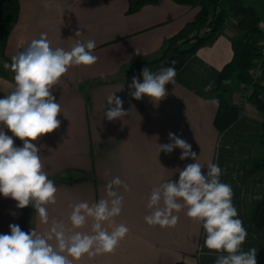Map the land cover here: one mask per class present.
<instances>
[{"label":"crops","instance_id":"obj_1","mask_svg":"<svg viewBox=\"0 0 264 264\" xmlns=\"http://www.w3.org/2000/svg\"><path fill=\"white\" fill-rule=\"evenodd\" d=\"M19 1V20L0 49V98L15 87L14 73L4 69L3 63H11L12 56L41 33L47 34L53 48L65 50H70L76 39L96 42L93 54L97 62L71 67L53 89L61 105L60 127L33 141L41 149L48 178L58 189L56 204L47 206L50 220L68 224L70 205L98 201L113 177L119 176L131 189H120L123 210L115 218L116 223L129 228L126 238L114 253L85 256L74 264H215L221 253L205 247L202 224L187 217L186 210L176 213L179 222L173 228L149 226L144 220L151 189L168 179L178 181V169L195 162L180 160L179 148L167 154L159 152L158 145L170 142L169 132L191 144L203 171L209 162L222 169L221 182L231 186L233 205L247 231L242 250L255 248L257 264H264V227L257 228L254 223L258 204L264 199V171L249 172L253 151L259 149L263 115L250 102L239 104L243 85H237L228 98L243 107L244 113L219 132L215 118L220 104L214 105L210 92L204 91L209 82L214 81L216 87L222 69L234 57L238 21H228L213 43L200 48L176 72L175 82L165 85L167 95L154 102L147 96L136 100L129 95L132 77L143 80L144 67H132L160 57L168 39L195 19L199 6L159 0L129 13V0ZM76 31L82 35L75 37ZM136 49L141 54H136ZM112 93L129 110L122 120L109 121L104 116ZM4 131L12 136L6 128ZM13 139L14 146H23L19 138ZM16 205L15 200L0 194V234H10V224L44 234L48 226L39 223L35 209L31 205L18 209ZM90 225L91 221L82 231H89Z\"/></svg>","mask_w":264,"mask_h":264},{"label":"clouds","instance_id":"obj_2","mask_svg":"<svg viewBox=\"0 0 264 264\" xmlns=\"http://www.w3.org/2000/svg\"><path fill=\"white\" fill-rule=\"evenodd\" d=\"M81 35L76 31L75 37ZM95 47L94 40L76 39L70 50L53 48L47 34L41 33L39 39L12 56L11 63H3L4 69L14 73L15 87L0 98V194L15 200L18 209L31 205L39 223L48 228L40 234L35 228L25 232L19 225L10 224V234H0V264H74L85 256L114 253L129 232L124 223L115 220L123 210L124 196L120 189L131 190L119 176L107 181L104 196L98 201L70 205L68 224L50 220L47 206L56 204L58 189L48 178L41 149L33 143L60 127L57 117L61 105L53 89L71 67L95 64L98 60L93 54ZM136 54H141L138 49ZM174 64L172 61L173 66L155 73L144 67L142 82L132 77L129 95L136 100L144 96L154 102L162 100L167 95L165 85L175 82ZM213 87L214 81L209 82L204 91L210 92ZM212 103L219 106L217 99ZM106 108L104 116L109 121L129 115V110L123 108V100L115 93L107 97ZM13 136L22 141V147L14 146ZM168 139L169 143L158 145L159 152L167 154L179 148L180 160L195 162L178 169V181L168 179L151 189L146 204L148 214L144 216L147 225L173 228L179 222L176 213L186 210L187 217L202 224L205 247L221 253L215 264H257L255 248L242 250L247 231L233 205L231 186L221 182L222 169L209 162L207 171H203L191 144L172 132L168 133ZM89 221L90 230L82 231Z\"/></svg>","mask_w":264,"mask_h":264},{"label":"trees","instance_id":"obj_3","mask_svg":"<svg viewBox=\"0 0 264 264\" xmlns=\"http://www.w3.org/2000/svg\"><path fill=\"white\" fill-rule=\"evenodd\" d=\"M159 0H129V13H135L149 4ZM187 6H199L195 19L189 22L178 34L168 39L160 57L145 61L132 67L136 70L148 66L160 70L171 67L175 61L176 72L182 69L198 50L213 43L224 26L231 19L239 24L240 34L233 43L234 57L221 71L218 84L210 91V97L219 100L220 109L215 118L219 132L226 131L241 118L244 108L230 103L228 94L240 84H254L250 97L256 109L263 115L262 132L257 139L258 150L252 154L250 173L264 171V30L257 10L244 0H174ZM20 1L0 0V43L1 49L19 20ZM261 62L263 65V83L252 80V71ZM229 81L230 83H224ZM67 177L66 179H68ZM72 178V177H71ZM254 223L257 228L264 227V199L258 204ZM177 264H185L178 262Z\"/></svg>","mask_w":264,"mask_h":264},{"label":"built area","instance_id":"obj_4","mask_svg":"<svg viewBox=\"0 0 264 264\" xmlns=\"http://www.w3.org/2000/svg\"><path fill=\"white\" fill-rule=\"evenodd\" d=\"M264 30V27H261ZM264 51V50H263ZM252 80L255 83H263V65L261 62L252 71ZM254 89V84H243V91L239 98L240 105H246L250 102V97Z\"/></svg>","mask_w":264,"mask_h":264},{"label":"rangeland","instance_id":"obj_5","mask_svg":"<svg viewBox=\"0 0 264 264\" xmlns=\"http://www.w3.org/2000/svg\"><path fill=\"white\" fill-rule=\"evenodd\" d=\"M247 4L253 6L257 12L259 13L262 24H264V0H244ZM0 49H1V43H0Z\"/></svg>","mask_w":264,"mask_h":264},{"label":"water","instance_id":"obj_6","mask_svg":"<svg viewBox=\"0 0 264 264\" xmlns=\"http://www.w3.org/2000/svg\"><path fill=\"white\" fill-rule=\"evenodd\" d=\"M0 28H1V25H0Z\"/></svg>","mask_w":264,"mask_h":264}]
</instances>
